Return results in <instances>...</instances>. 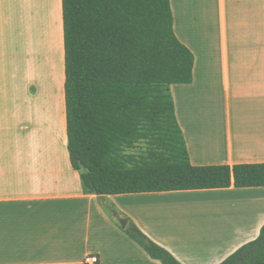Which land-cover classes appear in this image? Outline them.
Segmentation results:
<instances>
[{
	"label": "crops",
	"instance_id": "1",
	"mask_svg": "<svg viewBox=\"0 0 264 264\" xmlns=\"http://www.w3.org/2000/svg\"><path fill=\"white\" fill-rule=\"evenodd\" d=\"M193 81L171 85L194 166L264 163V0H170ZM62 0H0V264H219L256 240L264 187L100 196L68 152ZM122 216L117 217L113 211Z\"/></svg>",
	"mask_w": 264,
	"mask_h": 264
},
{
	"label": "trees",
	"instance_id": "2",
	"mask_svg": "<svg viewBox=\"0 0 264 264\" xmlns=\"http://www.w3.org/2000/svg\"><path fill=\"white\" fill-rule=\"evenodd\" d=\"M62 8L68 152L87 193L264 187V163H191L171 85L192 83L195 58L174 33L170 0H62ZM140 141L148 153L125 157ZM123 231L150 258L182 264L131 220ZM219 264H264V226Z\"/></svg>",
	"mask_w": 264,
	"mask_h": 264
},
{
	"label": "rangeland",
	"instance_id": "3",
	"mask_svg": "<svg viewBox=\"0 0 264 264\" xmlns=\"http://www.w3.org/2000/svg\"><path fill=\"white\" fill-rule=\"evenodd\" d=\"M149 145L146 141H140L136 143L131 148H125L124 149V155L125 157L131 155L134 158V161L140 160L143 156H145L148 153Z\"/></svg>",
	"mask_w": 264,
	"mask_h": 264
},
{
	"label": "built area",
	"instance_id": "4",
	"mask_svg": "<svg viewBox=\"0 0 264 264\" xmlns=\"http://www.w3.org/2000/svg\"><path fill=\"white\" fill-rule=\"evenodd\" d=\"M85 264H99V257L96 255H89L86 257Z\"/></svg>",
	"mask_w": 264,
	"mask_h": 264
},
{
	"label": "water",
	"instance_id": "5",
	"mask_svg": "<svg viewBox=\"0 0 264 264\" xmlns=\"http://www.w3.org/2000/svg\"><path fill=\"white\" fill-rule=\"evenodd\" d=\"M128 224H129L128 219L124 218V219H121V220H120V225H121V227H122L123 229L127 228Z\"/></svg>",
	"mask_w": 264,
	"mask_h": 264
}]
</instances>
